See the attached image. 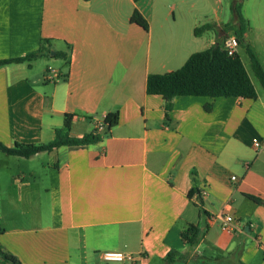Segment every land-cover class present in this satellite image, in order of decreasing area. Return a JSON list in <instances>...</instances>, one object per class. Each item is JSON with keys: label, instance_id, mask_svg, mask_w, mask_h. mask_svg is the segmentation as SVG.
Masks as SVG:
<instances>
[{"label": "crops", "instance_id": "crops-1", "mask_svg": "<svg viewBox=\"0 0 264 264\" xmlns=\"http://www.w3.org/2000/svg\"><path fill=\"white\" fill-rule=\"evenodd\" d=\"M203 4L211 2L0 0V61L35 55L0 66V142L42 146L59 130L101 137L29 158L0 152L6 253L22 264H120L105 262L107 251L134 255L123 264H252L261 253L264 264V88L251 61L242 59L255 99L175 97L168 112L147 93L149 75L218 43L226 22L209 23V40L195 35ZM242 5L246 41L264 67V0ZM50 67L58 78L47 79ZM221 214L234 215V232L207 223ZM191 225L194 245L182 237Z\"/></svg>", "mask_w": 264, "mask_h": 264}, {"label": "trees", "instance_id": "trees-1", "mask_svg": "<svg viewBox=\"0 0 264 264\" xmlns=\"http://www.w3.org/2000/svg\"><path fill=\"white\" fill-rule=\"evenodd\" d=\"M139 1L140 0H135V2ZM232 1L231 10L234 17L233 21L221 27L217 32L215 31L219 39L217 44L204 51H198L192 54L186 64L179 70L177 69L165 74L149 75L147 80V93L153 96H161L166 102V109L168 112L173 108V99L175 97H240L247 98L248 100L258 97V92L240 54L237 52L235 55L230 56L224 49L223 40L226 38L229 30L233 31L234 36H236L240 42V46L245 48L251 61L254 75L264 88V67L253 52L250 44L247 43L245 37L248 22L242 13L243 0ZM214 28L215 25L213 24H203L195 29V35L201 36L207 31H214ZM220 31L225 33L224 36L219 37ZM57 55L63 56L61 53ZM34 56L35 55H29L28 57L15 60H2L0 61V66L13 62L22 63ZM206 110L207 112H211L213 106H206ZM110 120L111 117L108 116L106 123ZM65 128L67 130L71 128L69 117H66ZM62 133L61 130L57 131L55 139L51 143L42 146L17 144L15 147L9 148V146L0 142V152H4L9 156L29 158L43 152H50L54 149L57 150L63 146L87 147L98 142L101 138L96 134L85 135L83 138L64 137ZM198 193V191L193 190L191 192V197ZM251 198L257 200L255 197ZM201 214L204 215L205 212L201 211ZM0 233H2L1 228ZM198 233V229L191 225L188 230L182 234V237L186 242L194 245L197 243ZM0 264H22V262L13 255L6 253L0 245Z\"/></svg>", "mask_w": 264, "mask_h": 264}, {"label": "built area", "instance_id": "built-area-1", "mask_svg": "<svg viewBox=\"0 0 264 264\" xmlns=\"http://www.w3.org/2000/svg\"><path fill=\"white\" fill-rule=\"evenodd\" d=\"M239 48H240V42L236 36H231L224 40V49L230 56L235 55L238 52ZM46 77L48 80H54L58 78V74H56L54 69L50 67L48 69ZM103 129H104V123H98L96 127V131L101 132ZM253 143H254L253 146L255 147V149L258 150L261 147L262 141L260 139H254ZM231 180L237 181V177L232 176ZM207 194L208 192L205 189H203L198 194V197L204 198L207 196ZM206 221L209 224L220 221L222 230L228 233L234 232L238 227L236 219L234 215L232 214H221L219 216L209 215V216H206ZM102 258L107 263L123 264V263H133L135 261V257L133 254L121 252V251H107L102 254Z\"/></svg>", "mask_w": 264, "mask_h": 264}, {"label": "rangeland", "instance_id": "rangeland-1", "mask_svg": "<svg viewBox=\"0 0 264 264\" xmlns=\"http://www.w3.org/2000/svg\"><path fill=\"white\" fill-rule=\"evenodd\" d=\"M210 2H211V4H207V5L203 4V6H201V8L198 5H194V6L188 5L189 14H199L200 10H201L202 11L201 18L204 19V24H207V23L208 24L209 23L214 24V23H219V22H226L227 24L232 23L233 18H234L233 14H232V10H231V4L233 2L232 0H209V3ZM170 6L172 7L173 4L170 3ZM199 8H200V10H199ZM174 11L179 13V11H180L179 7L176 6ZM242 13H243V6H242ZM243 16H244V13H243ZM202 25L203 24H200V26H202ZM224 26L225 25H221V26L217 27V29L220 30V28L224 27ZM227 31H228V29H227ZM204 34H205L206 40H209L212 37H215V34H212L210 31H207ZM224 34L219 35V37L224 36ZM231 36H234V33H233V31L229 30L228 34L226 35V38H229ZM224 40H223V44H224ZM238 51H239V54L242 57V59L247 64H249V67H250V59H249L248 54H246L245 51L241 50V49H238ZM252 78L260 86L259 81L255 77H253V75H252ZM262 262H263V254L260 253V256L252 264H262Z\"/></svg>", "mask_w": 264, "mask_h": 264}, {"label": "water", "instance_id": "water-1", "mask_svg": "<svg viewBox=\"0 0 264 264\" xmlns=\"http://www.w3.org/2000/svg\"><path fill=\"white\" fill-rule=\"evenodd\" d=\"M221 33H222V32L220 31L219 34L221 35Z\"/></svg>", "mask_w": 264, "mask_h": 264}]
</instances>
